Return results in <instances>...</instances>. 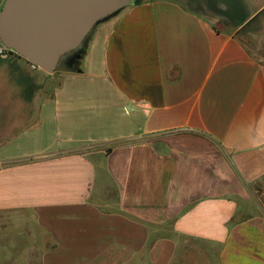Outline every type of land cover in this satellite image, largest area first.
<instances>
[{"label": "crops", "instance_id": "1", "mask_svg": "<svg viewBox=\"0 0 264 264\" xmlns=\"http://www.w3.org/2000/svg\"><path fill=\"white\" fill-rule=\"evenodd\" d=\"M86 46L55 83L0 58V264H264V0H135Z\"/></svg>", "mask_w": 264, "mask_h": 264}, {"label": "water", "instance_id": "2", "mask_svg": "<svg viewBox=\"0 0 264 264\" xmlns=\"http://www.w3.org/2000/svg\"><path fill=\"white\" fill-rule=\"evenodd\" d=\"M135 0H4L0 43L48 75L76 71L73 59L101 23Z\"/></svg>", "mask_w": 264, "mask_h": 264}, {"label": "rangeland", "instance_id": "3", "mask_svg": "<svg viewBox=\"0 0 264 264\" xmlns=\"http://www.w3.org/2000/svg\"><path fill=\"white\" fill-rule=\"evenodd\" d=\"M3 1L4 0H2V2ZM95 28H97V26ZM87 44H88V41H87V43L85 44V46H84V48L82 50L81 56L84 54V52L86 50V47H87L86 46ZM12 55L17 56L16 54H12ZM80 61H81V59L78 61L76 66H74V68L76 70H78L79 68L82 67V66H80ZM28 64L30 66H32L30 63H28ZM37 70L39 72L38 76L40 77V81H42V82L55 83V82H57L60 79V77H62V73H54L52 75H48V74L44 73L43 71H41L39 69H37ZM84 81H90V80L88 78H86V79H84ZM102 110H104V109H102ZM103 122H102V124H103ZM107 123H108V121H107ZM48 126L49 125H47V123L46 124L44 123V127H41L40 130L37 129L35 131H29V132H26L24 134L22 133V135L19 137L20 140L16 141L15 145L12 146V149H10V151H15L16 153H24V152H32V151L40 150V149L44 148L48 143H50L49 141H51V140H49L48 137H49V135H51L52 130ZM39 132H42V133H39ZM100 132L104 133L105 131L101 130ZM66 135L68 137H70V138L73 137L72 136L73 134H71V132L66 133ZM82 135L84 137L83 139H89V140H86V143L90 144V145L97 144V143L101 142L100 140L98 141V139H101V136H104V134H101L100 136L99 135L98 136H94L96 134H94L92 131H89V130L84 131V134H82ZM36 136H37V138L40 137V136L42 138V140L38 141L37 145H36L35 142L30 141L31 138H35V140H36ZM64 136H65V134H64ZM77 138H81V137H77ZM92 139H94V140L96 139L97 142H92ZM259 191H260V193H264L261 190H259ZM260 200L262 201V203H264V196H262L260 198Z\"/></svg>", "mask_w": 264, "mask_h": 264}, {"label": "built area", "instance_id": "4", "mask_svg": "<svg viewBox=\"0 0 264 264\" xmlns=\"http://www.w3.org/2000/svg\"><path fill=\"white\" fill-rule=\"evenodd\" d=\"M12 54H14L13 52H11L10 50H8L7 48H5L1 43H0V58L6 59L9 56H11Z\"/></svg>", "mask_w": 264, "mask_h": 264}, {"label": "flooded vegetation", "instance_id": "5", "mask_svg": "<svg viewBox=\"0 0 264 264\" xmlns=\"http://www.w3.org/2000/svg\"><path fill=\"white\" fill-rule=\"evenodd\" d=\"M82 50L83 49H81V51H80V58H81ZM80 58L79 59H76V58L73 59V61H72L73 62V67L76 66V64L78 63V61L80 60Z\"/></svg>", "mask_w": 264, "mask_h": 264}]
</instances>
